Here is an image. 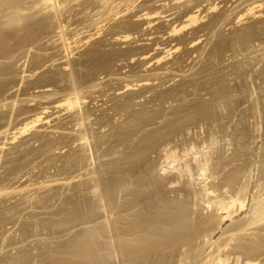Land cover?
<instances>
[{
  "label": "rangeland",
  "instance_id": "1",
  "mask_svg": "<svg viewBox=\"0 0 264 264\" xmlns=\"http://www.w3.org/2000/svg\"><path fill=\"white\" fill-rule=\"evenodd\" d=\"M3 1L0 0V189L2 188L0 190V264H122L119 252H122L121 248L124 244L121 235L125 234L122 232L125 224L128 225L125 231H132V228L134 231V228L140 231L143 238V241L141 237L139 238L140 245L147 242L145 245L149 246L147 249L144 244L142 247L138 245L141 247V249L139 247L140 255H144L140 256L141 258L150 256L151 259L155 251L156 254L158 253L157 256L160 254L162 256L164 245L160 246L161 242H158L161 239L162 242L165 241V246L171 244V248L165 247L167 251L173 250L174 247L176 252V244L185 242L180 240L187 239L189 242L188 238L192 236L196 239V234L202 233V236H198L199 239H193V244L199 240L198 244L196 243L197 248L191 243L194 249L190 246L191 248L187 250L188 253L189 250L190 253L192 252V256L185 253L187 248L185 251L183 249L188 246L182 245L183 248L178 246L183 249L182 253L189 256L188 258H196V262L193 259L195 264H210L215 256L221 254L223 256L219 257L225 258L223 262H226L228 256L231 261L227 259L232 262L227 261L224 264H246L247 261H251L248 260L250 256L245 255L247 252L250 255L249 251H252L251 257L254 256L251 262L254 264L260 261L257 264H262L264 228L261 225L259 228V224L258 227L252 226L261 216L264 217V213L257 214L258 217L254 215L256 218H252L254 206L260 201L251 200L259 197L260 192L263 193L259 199L264 194L262 188L264 186V174H262L264 173V0H49L50 2L20 0L22 3L19 0ZM14 1L16 3L12 5ZM2 2L5 5L8 2V5L5 6ZM19 7L20 12H25L23 15L18 14ZM17 17L21 18H18L20 23ZM60 32L63 35H59ZM65 39L67 44L70 43L68 44L70 48L68 45L63 48ZM67 52L70 53L69 56ZM74 88L78 93L75 92L76 90L72 91ZM72 93L80 96L83 101H80V107H75L74 110L67 105L68 100L74 99ZM85 134L87 141L83 138ZM212 142L216 143V146L212 145ZM204 143L216 148L211 146L206 148ZM182 147L185 153L182 152ZM166 150L175 151V159L184 158L182 161L184 163L188 161L191 169L194 168L197 172L193 169L186 172L188 170L182 164V158L176 159L181 162L182 166L179 167L184 168L180 169L185 174L179 179L181 170L177 169L180 172L178 173L175 169L180 163H173L174 157H170L173 161L170 158L166 159ZM147 156L149 160L147 166L143 161L144 167H141L140 163L143 159L139 158L143 157L146 160ZM206 156L210 161L203 162V165L200 161ZM169 159L172 163H169ZM197 161L201 164L199 165ZM256 162L261 164L258 165ZM132 164H135L136 168L139 165L138 169L148 167L149 169L144 170V174L146 170L149 171L150 173H147L150 179L152 177L154 180L149 179L148 182H151L149 186L146 183V186L150 187L149 190H145L146 186L139 188L141 186L138 184L139 191H137V187L134 188L137 185L134 183L135 179L132 181L128 175L127 180L136 184L131 186L132 182H129L132 189H135V196H132L133 191L124 190L128 187L122 186L125 178L123 175H134L141 184L143 180L147 182L149 177L147 174L146 180H142L145 177L142 169L137 170ZM201 165L206 166L208 171L203 172V169L207 170V168L202 166V169ZM219 165L220 168H217ZM169 166H173L170 167L173 169L170 170ZM127 168L130 172L126 173L128 171L125 170L126 174L122 173ZM133 168L140 176L143 175L142 178L138 177L140 180L135 170L132 171ZM168 172H175L176 178L167 180L169 177L172 179L175 177L173 173L172 176H168L170 174ZM190 172L193 173L192 176ZM209 172H211L210 176ZM221 172H224L225 177ZM186 173L190 176L189 179ZM166 174L168 177H164ZM161 176L167 178L165 179L167 181L165 182ZM159 177L165 182L162 183L161 180L162 185L159 184ZM192 178L196 185H193ZM197 180L199 182H196ZM203 180L204 182H201ZM96 183L99 188L98 194L97 191L93 192ZM210 185L214 187L218 185L219 190L214 187L209 188ZM157 186L160 190H165V194L168 193V197L166 196L168 201L165 200L164 193L161 195L165 198H159L161 196L156 189ZM3 189L6 191L3 192ZM140 189L144 190L140 191ZM205 189H208L206 193L212 189V192L208 193L211 196L209 199ZM153 190L156 191L155 196L159 193L156 196L159 201L154 197L150 198L153 196ZM144 191L146 194L149 192V199L152 201V203L149 201V205L155 207L159 206L158 203L162 205L160 208L156 207L157 211L152 213L155 207L151 206V209L148 204H144L143 208L142 202H137L138 207L142 204V207L136 209L141 215L137 212V218L134 216L128 218L130 212L127 213L125 209H128L131 201ZM257 193L259 195H256ZM147 195H142V198L138 196L137 200L142 199L145 202L144 197ZM229 195L230 197L233 195L239 201L244 200L246 208L244 207L241 213L237 210L239 205L236 203L238 208L231 209L232 216L233 211L235 216L232 217V221L223 219L225 222L220 217L223 216V208H227L234 198L231 197L229 201ZM215 196H218L217 203L214 200ZM124 197L132 199L130 201L128 199L130 204ZM221 198L224 200L223 205L226 203L225 207L219 206L223 203ZM154 200L155 203L158 201L156 205L153 204ZM251 202L255 203L254 206ZM125 203H128V207ZM163 205L168 207L163 208ZM212 205L213 207L216 205V208ZM146 207L151 211H147ZM176 211L179 214L175 213ZM165 212H169L167 214L170 218ZM190 213L197 216L193 217ZM174 215L176 217L179 215L180 218L177 219ZM159 217L161 219L163 217V221ZM212 217L216 218V222ZM246 217L252 218L249 221L253 225L247 222L248 227L251 225L248 229L252 228L251 232L244 230L245 233L250 232V234L241 232L243 226L240 225L248 220ZM221 220L224 222H222L223 226ZM262 220L264 221V218L260 221ZM175 221L179 222L178 225ZM130 223L132 224L129 225ZM108 229L114 232L110 236L115 241L113 244L118 251L116 253L118 260L115 259L117 257L115 253L107 252L109 251L107 249H110V244H107L109 236L105 237L109 233ZM161 230L163 233L166 231L167 235ZM190 231L193 234L196 231L197 233L193 236ZM102 232L105 233L104 236ZM188 234H191L190 237ZM178 235L183 238H177ZM167 237L168 239H164ZM252 237L258 241L254 239L253 246L250 243ZM124 238L126 241L127 238L133 237L125 235ZM146 238L148 239L144 241ZM235 238L238 239L234 240ZM152 240L157 241L156 245H159L156 247L155 242H150ZM204 243L208 244L204 245ZM240 243L243 246H240ZM249 243L251 245H248ZM255 245L259 247L263 245L261 247L263 250L259 247L255 248ZM226 246L233 250L227 247L228 250ZM158 248L163 251L157 250ZM198 248H201L199 252ZM254 250L259 253H255ZM201 251L203 256L200 255ZM173 252L174 250L170 254ZM178 252L173 253L176 254L174 257L182 256L178 255ZM241 253L246 263L242 260L244 258L241 257ZM197 254L200 257H197ZM235 254L242 258L241 262H236ZM186 256L183 255L179 259L182 260ZM176 257V261L173 259L170 264L182 263L177 261L179 259ZM149 258L147 260L150 262ZM188 258L184 260H190ZM192 258L190 261H193ZM194 262L190 263L194 264ZM183 263L185 264V261Z\"/></svg>",
  "mask_w": 264,
  "mask_h": 264
},
{
  "label": "bare ground",
  "instance_id": "2",
  "mask_svg": "<svg viewBox=\"0 0 264 264\" xmlns=\"http://www.w3.org/2000/svg\"><path fill=\"white\" fill-rule=\"evenodd\" d=\"M2 1H3V0H2ZM7 1H8V0H7ZM16 1H17V0H16ZM19 1H20V0H19ZM22 1H23V0H22ZM42 1H43V0H42ZM46 1H47V0H46ZM51 1H52V0H51ZM75 1H76V0H75ZM78 1H79V0H78ZM103 1H104V0H103ZM112 1H113V0H112ZM3 2H5V1H3ZM3 2H2V3H3ZM10 2H11V0H10ZM20 2H21V1H20ZM20 2H18V4H20ZM48 2H50V1L48 0ZM53 2H55V1H53ZM15 3H16V2L14 1V3H12V5L15 4ZM21 3H22V2H21ZM55 3H56V2H55ZM105 3H106V2H105ZM3 4H4V3H3ZM18 4H17V5H18ZM33 4H34V3H33ZM47 4H48V3H47ZM103 4H104V3H103ZM4 5H5V4H4ZM6 5H8V2H7ZM6 5H5V6H6ZM12 5H11V6H12ZM17 5H16V6H17ZM20 5H21V4H20ZM36 5H38V7H39V4H38V3H37ZM45 5H46V3H45ZM56 5H57V4H56ZM62 5H63V4H62ZM9 6H10V5H9ZM16 6H14V7L16 8ZM40 6H41V5H40ZM54 6H55V5H54ZM105 6H107V5H105ZM105 6H104V7H105ZM17 7H18V6H17ZM42 7H43V6H42ZM47 7H48V6H47ZM51 7H53L52 4H51ZM57 7H58V6H57ZM57 7H56V9H58ZM107 7H108V6H107ZM7 8H8V6H7ZM17 9H18V12H20L21 8L19 7V8H17ZM19 9H20V10H19ZM35 9H37L36 6H35ZM50 9H51V8H50ZM53 9H55V8H53ZM59 9H60V8H59ZM100 9H101V8H100ZM27 10H28V9H27ZM48 10H49V9H48ZM102 10H103V9H102ZM111 10H112V9H111ZM8 11H9V10H8ZM16 11H17V10H16ZM22 11H23V10H22ZM25 11H26V10H25ZM46 11H47V10H46ZM54 11H55V10H54ZM44 12H45V11H44ZM109 12H110V11H109ZM15 13H16V12H15ZM24 13H25V12H23V13L20 12V13H18V14H22V15H23ZM110 14H111V13H110ZM53 15H54V14H53ZM106 15H107V14H106ZM19 16H20V15H19ZM148 16H149V15H148ZM20 17H21V16H20ZM20 17H17V18H16V19L18 20L19 23L21 22V21H19V20L21 19ZM104 17H105V16H104ZM107 17H108V16H107ZM18 18H20V19H18ZM25 19H26V18H25ZM103 19H104V18H103ZM23 20H24V19H23ZM23 20H22V21H23ZM14 21H15V20H13V22H14ZM27 21H28V19H27ZM23 22H24V21H23ZM58 22H59V21H58ZM7 23H8V22H7ZM9 23H10V21H9ZM9 23H8V24H9ZM14 23H16V22H14ZM19 23H17V25H18ZM60 23H61V21H60ZM60 23H59V24H60ZM3 24H4V23H3ZM11 24H12V23H11ZM21 24H22V23H21ZM14 25H15V24H14ZM19 25H20V24H19ZM66 25H67V24H66ZM4 26H6V25H4ZM4 26H3V27H4ZM20 26H21V25H20ZM60 26H61V25H60ZM10 27H11V26H10ZM10 27H9V28H10ZM7 28H8V27H7ZM12 28H13V26H12ZM62 28H64V27L62 26ZM15 29H16V28H15ZM15 29H14V30H15ZM18 29H19V28H18ZM59 29L61 30V28H59ZM14 30H13V31H14ZM7 31H8V30H7ZM10 31H11V30H10ZM63 31H64V30H63ZM64 33H65V32H64ZM59 35H63V34H61V32H60ZM64 35H65V34H64ZM8 36H9V35H8ZM64 38H66V37L64 36ZM63 40H64V39H63ZM61 41H62V38H61ZM65 42H66V39H65ZM63 44H64V46L62 45L63 48H64L65 46H67L68 44L70 45V43L67 44V42H66V43L63 42ZM69 45H68V47L70 48ZM31 47H32V46H31ZM65 48H66V47H65ZM67 49H68V48H67ZM67 49H66V51H67ZM64 50H65V49H64ZM30 51H31V50H30ZM30 51H29V52H30ZM66 51H65V52H66ZM68 51H69V50H68ZM66 54L68 55V54H70V53L67 52ZM24 55H25V54H24ZM68 56H69V55H68ZM27 58H28V57H27ZM22 61H23V60H22ZM25 63H26V62H25ZM23 73H24V72H23ZM71 79H72V78H71ZM72 82H73V81H72ZM74 86H75V85H74ZM75 90H76V91H75ZM72 91L77 92V89L74 88V90H72ZM67 93H68V92H67ZM73 93H74V92H73ZM73 93H72V94H73ZM77 93H78V92H77ZM77 93H75V94H77ZM79 93H80V91H79ZM70 94H71V93H70ZM78 95H79V94H78ZM70 96H71V95H70ZM74 96H75L74 94H73V97L71 96V97L74 98V99H72V100H68L69 102L67 101V102H68V104H67L68 107H69L70 109L73 108L72 110H74L75 107H80L79 103H80V101H82L80 96H79L80 99H79V97H78L77 95H76L75 97H74ZM67 97H68V96H67ZM48 98H49V97H48ZM50 98H51V97H50ZM69 99H71V98L69 97ZM66 100H67V99H66ZM45 101H46V100H45ZM82 102H83V101H82ZM81 104H82V103H81ZM78 109H79V108H78ZM45 110H46V109H45ZM79 110H80V109H79ZM70 111H71V110H70ZM130 111H131V110H130ZM12 115H13V114H12ZM81 115H82V114H81ZM82 116H83V115H82ZM36 117H37V116H36ZM40 119H41V118H40ZM80 120H81V119H80ZM82 120H83V119H82ZM28 122H29V121H28ZM32 122H33V121H32ZM34 122H38V121H34ZM34 122H33V123H34ZM33 123H32V124H33ZM79 123H82V122H79ZM85 123H86V122H85ZM85 123H84V124H85ZM23 125H24V124H23ZM29 125H31V124H29ZM33 125H34V124H33ZM36 125H37V123H36ZM82 125H83V123H82ZM7 127H8V126H7ZM23 127H24V126H23ZM78 127H80V125H79ZM78 127H77V129H80V128H78ZM28 128H29V126H28ZM28 128H26V129H28ZM21 129H22V127H21ZM81 129H82V128H81ZM83 129H84V126H83ZM29 130H30V129H29ZM85 130H86V129H84V132H85ZM6 131H7V129H6ZM24 131H25V130H24ZM27 131H28V130H27ZM30 131H31V130H30ZM80 131H81V130H80ZM22 132H23V131H22ZM25 132H26V131H25ZM2 133H3V132H2ZM5 133H6V132H5ZM7 133H8V132H7ZM86 133H87V132H86ZM19 134H21V132H19ZM22 134H23V133H22ZM83 134H84V133H83ZM80 135H81V134H80ZM10 136H11V135H10ZM10 136H9V137H10ZM84 136H85V137H83V138H84V141H85V140L87 141L86 134H85ZM87 136H88V135H87ZM20 137H21V136H20ZM15 138H16V137H15ZM111 138H112V137H111ZM5 140H6V139H4V141H5ZM81 140H82V139H81ZM226 140H227V139H226ZM6 141H7V140H6ZM82 141H83V140H82ZM9 142H10V141H9ZM208 142H209V141H208ZM208 142H207V143H208ZM0 143H1V142H0ZM90 143H91V142H90ZM212 143H213V142H212ZM212 143H210V144H212ZM256 143H257V142H256ZM204 144H205V143H204ZM215 144H216V143H213L212 145H215ZM182 145H183V144H182ZM193 145H194V144H193ZM205 145H206V144H205ZM212 145H209V144H208L209 147L211 146V147L214 148V147L216 146V145H215V146H212ZM188 146H189V145H188ZM206 146H207V145H206ZM206 146H205V147H206ZM208 146H207L206 148H208ZM0 147H1V146H0ZM245 147H246V146H245ZM88 148H89V147L87 146L86 149H88ZM185 148H186V147H185ZM200 148H201V147H200ZM215 148H216V147H215ZM174 149H175V148H174ZM218 149H219V148H218ZM181 150H182L183 153H185V151H183V147H182ZM186 150H187V148H186ZM211 150H212V148H211ZM211 150H208V152L211 151ZM166 151H167V153H165V154H166L165 157L167 156L166 159L175 156V154H174L175 151H174V150H173L174 152H172V151L170 152V151H168V150H166ZM187 151H188L187 153H189V150H187ZM200 151H201V150H200ZM205 151H207V150L205 149ZM182 152H180V155H181ZM191 152H192V151H191ZM214 152H215V150H214ZM199 153H200V152H199ZM202 153H203V152H202ZM210 153H211V152H210ZM210 153H209V154H210ZM212 153H213V152H212ZM176 154L178 155V152H176ZM193 154H194V151H193ZM226 154H227V153H226ZM195 155H197V154L195 153ZM199 155H200V154H199ZM207 155H208V154H207ZM0 156H1V155H0ZM181 156H182V155H181ZM185 156H187V155H185ZM189 156H190V154H189ZM193 156H194V155H193ZM197 156H198V155H197ZM219 156H220V155H219ZM254 156H255V155H254ZM144 157H145V156H144ZM162 157H163V156H162ZM162 157H161V158H162ZM176 157H177V156H176ZM198 157H199V156H198ZM201 157H202V155H201ZM208 157H209V156H208ZM212 157H213V156H212ZM212 157H211V158H212ZM258 157H259V159L261 160L260 155H259ZM258 157H257V158H258ZM262 157H263V156H262ZM138 158H139V157H138ZM180 158H182V157H180ZM180 158L178 157V158H176V159H179V160H180ZM188 158H189V157H188ZM206 158H207V156L204 158L203 161H200V160H199V161L203 164V162H206V161H208V160L210 159V158H209V159L207 160ZM135 159H137V158H135ZM139 159H143V160H141V163H140L141 167H142V166L144 167L143 164H145V165L147 166V161H149V160H147V159H148V156H147L146 160H144L143 157H142V158L140 157ZM163 159H165V158H163ZM166 159H165V162H166ZM170 159H171L172 161H173V159H174L173 163H180V164L177 165L178 167H179L180 165L182 166V164H184L185 169L188 170V171L185 170L186 172H189V169H190V171H191L192 169H193V171H196V170H194V168L191 169V167H190L191 164H189L188 161L186 162V160H185L186 163H184V162L182 161L184 158L181 159V161L183 162L182 164H181V162H180L179 160L177 161V160L175 159V157H174L173 159H172V158H170ZM170 159H169V163H172V161H171ZM195 159H196V158H195ZM199 159H200V157H199ZM255 159H256V158H255ZM263 159H264V158H263ZM137 160H138V159H137ZM151 160H152V159H151ZM192 160H194V159L192 158ZM212 160H213V158H212ZM143 161L146 162V163H143V164H142ZM162 161H163V160H162ZM199 161H197V163H198ZM209 161H210V160H209ZM209 161H208V162H209ZM261 161H262V160H261ZM137 162L139 163V160H138ZM153 162H154V161H153ZM200 162H199V165L201 164ZM211 162H212V161H211ZM263 162H264V161H263ZM130 163H131V162H130ZM138 163H137V164H138ZM169 163H168V164H169ZM190 163H191V162H190ZM213 163H214V161H213ZM243 163H244V162H243ZM254 163H255V162H254ZM256 163H258V162H256ZM124 164H125V162H124ZM124 164H122V165H124ZM127 164H129V163H127ZM127 164H126V165H127ZM135 164H136V163H135ZM135 164H134V165H135ZM137 164H136V165H137ZM168 164H167V165H168ZM194 164H196V163H194ZM260 164H261V162L258 163V165H260ZM126 165H125V166H126ZM130 165H131V164H130ZM130 165H128V166H130ZM134 165L132 164V166H134ZM136 165H135V167H134L135 169H137V170L142 169V168H139V169H138V166H139V165H138L137 168H136ZM149 165H150V164H149ZM149 165H148V166H149ZM161 165L163 166L164 163L161 164ZM172 165H173V164H172ZM203 165H204V164H203ZM203 165H201L200 167L202 168ZM213 165H214V164H213ZM213 165H211V166H213ZM258 165H257V166H258ZM262 165H263V164H262ZM146 166H145V168H143V169L141 170V171L143 172V174H144V170H145V169H149L148 167L146 168ZM195 166H196V165H195ZM197 166H198V165H197ZM216 166H217V165H216ZM254 166H255V165H254ZM263 166H264V165H263ZM122 167H123V166H122ZM139 167H140V166H139ZM170 167H173V166H169L168 168L170 169ZM175 167H176V166H175ZM178 167L175 169L176 171H178L177 169H180V168L184 169L183 167H179V168H178ZM198 167H199V166H198ZM204 167H206V166H203V168H204ZM258 167H259V166H258ZM258 167H257V169H258ZM129 168H130V167H129ZM134 168H133L132 171L135 170ZM203 168H202V169H203ZM206 168H207V167H206ZM214 168H215V167H214ZM217 168H220V165H219ZM253 168H255V167H253ZM261 168H262V166H261ZM122 169H123V168H122ZM172 169H173V168H172ZM172 169H170V170H172ZM125 170L128 171V172H126ZM137 170H135L134 172L137 173V172H138ZM161 170H162V172H163V168H162ZM180 170H181V169H180ZM203 170H204L203 172L208 171V168H207V170H206L205 168H204ZM209 170H210V169H209ZM212 170H213V169H212ZM214 170H215V169H214ZM251 170H252V168H251ZM251 170H250V171H251ZM255 170H256V169H255ZM121 171H122V170H121ZM123 171H124V172H122V173H125V172H126V173H129V172H130V171L128 170V168H127V169H124ZM173 171H174V170H173ZM185 171H184V172H185ZM218 171H219V170H218ZM218 171H217V172H218ZM224 171H225V170H224ZM250 171H249V172H250ZM134 172H131V173H134ZM139 172H140V171H139ZM147 172L150 173L149 171L146 170V174H144V176H145L144 178H142L143 175H141V176H142V177H141L140 174L137 173V175H138L137 178H138V177H139V178H142V180L145 179V178H147V177H146L147 174H148ZM159 172H160V171H159ZM164 172H165V169H164ZM170 172H171V171H170ZM170 172H168V173H170ZM182 172H183V171L181 170V173H182ZM196 172H197V171H196ZM217 172L215 173L216 175H217ZM225 172H226V171H225ZM251 172H253V171H251ZM254 172H255V171H254ZM254 172H253V173H254ZM260 172H261V171H260ZM263 172H264V171H263ZM94 173H95V171H94ZM126 173H125V174H126ZM136 173H135V174H136ZM172 173H173V172H172ZM172 173H170L169 175L166 174V175H164V177H166L167 175H168V176H170V175L172 176L173 174H174V176H175V172H174L173 174H172ZM178 173H180V172L178 171ZM178 173H177V174H178ZM200 173H201V172H200ZM210 173H211V172L208 173L209 176H210ZM221 173H222V172H221ZM223 173H224V172H223ZM223 173H222V175H224V177H225V174H223ZM255 173H256V172H255ZM92 174H93V173H92ZM153 174H154V173H153ZM153 174H151V176H152ZM177 174H176V175H177ZM183 174H184V173H182L181 175L179 174L180 176H178V178L181 177ZM191 174H193V173L190 172V175H191ZM208 174H207V175H208ZM213 174H214V172H213ZM219 174H220V173H219ZM251 174H252V173H251ZM259 174H260V173H259ZM262 174H264V173H262ZM122 175H123V174H122ZM128 175L130 176V179H131V180H132V179H133V180L135 179V180H134V181H135L134 183H136L137 185L134 184V183L132 182L133 180H132V181L130 180V181L132 182V184L130 183L131 186L136 185V186H134V188L137 187L138 184H139V186H141V187H139V188H144L143 186H146V185H147L146 183H148V186L151 185V182H148L149 179H150V175H149V174H148V177H149V178L147 179V182L143 180V181L145 182V184H144V182L142 181V184H144V185L141 184V181H139V182H140V183H139V182L137 181V179L135 178L136 176H134V175H131V174L123 175V176H125V178L122 177V178H124V180H123L124 182H123L122 186L125 185V187H128V188H126V189L124 188V190L129 189V191H131V192L133 191L132 193H134V194H132V193L129 192V194H132V196H133V195L135 196L136 193H135V191H134L135 189L133 190L132 187L129 185V182H130V181L127 180V179H129V178H128V177H129ZM154 175H155V174H154ZM160 175H161V174H160ZM162 175H163V174H162ZM186 175H187V173H186ZM194 175H195V174H194ZM199 175H200V174H199ZM202 175H203V173H202ZM202 175H200V176L202 177ZM248 175H249V174H248ZM96 176H97V175H96ZM127 176H128V177H127ZM131 176H134V177L131 178ZM156 176H157V175H156ZM168 176H167V177H168ZM184 176H185V174H184ZM184 176H182V177H184ZM187 176H188V175H187ZM187 176H186V177H187ZM191 176H192V175H191ZM230 176H231V175H230ZM261 176H262V175H261ZM263 176H264V175H263ZM47 177H48V176H47ZM47 177H46V178H47ZM126 177H127V178H126ZM164 177L161 176V178L165 181V179H167V178H164ZM182 177H181V179H182ZM189 177H190V176H188L187 179H189ZM216 177H217V176H216ZM216 177H213V178H216ZM258 177H260V176L258 175ZM79 178H80V177H79ZM95 178H97V177H95ZM139 178H138V180H140ZM155 178H156V177H155ZM161 178L159 177V181H160L159 184H160V185H162V184H161V180H162ZM174 178H176V176L173 177V179H172L171 177H169V179H167V180H170V179H171V180H174ZM193 178H194V176H193ZM193 178H192V182H193ZM208 178H209V177H208ZM230 178H231V177H230ZM157 179H158V177H157ZM179 179H180V178H179ZM179 179H178V180H179ZM187 179H186V180H187ZM194 179H195V178H194ZM205 179H206V177H205ZM211 179H212V177H211ZM216 179H217V178H216ZM232 179H233V178H232ZM145 180H146V179H145ZM150 180H151V181H154V180L152 179V177H151ZM155 180H156V179H155ZM163 180H162V183L164 182ZM167 180H166V181H167ZM201 180H202V179H201ZM207 180H208V179H207ZM228 180H229V179H228ZM244 180H245V179H244ZM254 180H255V179H254ZM99 181H100V180H99ZM126 181H127V182H126ZM156 181H158V180H156ZM159 181H158V182H159ZM166 181H165V182H166ZM182 181H184V180H182ZM259 181H260V179H259ZM261 181H262V180H261ZM137 182H138V183H137ZM165 182H164V183H165ZM171 182H172V181H171ZM196 182H199V181L197 180ZM201 182H204V180L201 181ZM207 182H208V181H207ZM209 182H210V179H209ZM227 182H228V181H227ZM263 182H264V181H263ZM121 183H122V182H121ZM149 183H150V184H149ZM154 183H155V182H154ZM175 183H176V180H175ZM183 183H184V182H183ZM205 183H206V181H205ZM215 183H216V182H215ZM221 183H224V182H221ZM43 184H44V183H43ZM96 184H97V183H96ZM96 184H95V185H96ZM133 184H134V185H133ZM140 184H141V185H140ZM156 184L158 185L157 182H156ZM170 184H171V183H170ZM181 184H182V182H181ZM190 184H191V183H190ZM194 184H195V183L193 182V185H194ZM207 184H208V183H207ZM209 184H210V183H209ZM261 184H262V183H261ZM263 184H264V183H263ZM32 185H33V184H32ZM99 185H100V184H99ZM126 185H128V186H126ZM177 185H179V182H178ZM177 185H176V187H177ZM195 185H196V184H195ZM202 185H203V184H202ZM218 185H219V184H218ZM218 185H216V187L210 185L209 188H210V187H214V188L217 190V189H218ZM222 185H223V184H222ZM226 185H227V184H226ZM245 185H246V184H245ZM18 186H19V185H18ZM97 186H98V184L95 186V188H94L95 191H93V192L95 193V192L97 191V194H98L99 190H97V189H99V188H98ZM129 186H130V187H129ZM152 186H153V184H152ZM154 186H155V185H154ZM154 186H153V187H154ZM172 186H173V183H172ZM186 186H187V184H186ZM186 186H184V187H186ZM191 186H192V185H191ZM227 186L229 187V185H227ZM96 187H97V188H96ZM146 187H147V186H146ZM146 187H145V188H146ZM180 187H181V186H180ZM188 187H189V186H188ZM223 187H224V186H223ZM68 188H69V187H68ZM154 188H155V187H154ZM209 188H208V189H209ZM214 188H212V189L214 190ZM234 188H235V187H234ZM259 188H261V185L259 186ZM262 188H264V186H263ZM1 189H2V188H1ZM1 189H0V190H1ZM12 189H13V188H12ZM81 189H82V188H81ZM94 189H93V190H94ZM131 189H132V190H131ZM147 189L149 190L150 187H147L145 190H147ZM156 189H157V191L160 193V196H161V197H159L160 199H164L166 196L168 197V193L165 194V192H164L165 190H164V191H163V190H160V187L158 188V186L156 187ZM156 189H155V190H156ZM163 189H164V188H163ZM168 189H169V188H168ZM189 189H190V188H189ZM208 189H205L206 191L204 190L205 193L207 192ZM212 189H210L211 191L209 190L208 193H211V192H212ZM3 190H4V189H3ZM3 190H2V191H3ZM100 190H101V189H100ZM143 190H144V189H143ZM143 190L140 189V191H143ZM181 190H182V189H181ZM185 190H186V189H185ZM216 190H214V191L216 192ZM218 190H219V189H218ZM218 190H217V191H218ZM235 190L237 191L236 188H235ZM2 191H1V192H2ZM5 191H6V190H4L3 192H5ZM9 191H10V190H9ZM120 191H121V190H120ZM127 191H128V190H127ZM137 191H139V190H138V187H137ZM137 191H136V192H137ZM161 191H162V192H161ZM167 191H168V190H166V192H167ZM175 191H176V190H175ZM182 191H183V190H182ZM182 191H181V193H182ZM188 191H189V190H188ZM188 191H187V192H188ZM192 191H195V190H193V188H192ZM192 191H191V192H192ZM204 191H203V192H204ZM224 191H225V190H224ZM224 191H223V192H224ZM233 191H234V190H233ZM258 191H259V189H258ZM261 191H262V190H261ZM101 192H102V191H101ZM122 192H125V191H122ZM144 192H145V193H144ZM144 192H143V194H142V192H141V194H142L143 196H144V195L146 196V195L149 193V192H148V193L146 194V191H144ZM152 192H154V190H153ZM152 192H150V195L152 194ZM155 192H156V191H155ZM155 192L153 193V196H151L150 198H152V197H154V199L158 198V197H156V196L159 195V193L157 192L158 194L155 196ZM172 192H173V191H172ZM177 192H178V191H177ZM177 192H176V193H177ZM189 192H190V191H189ZM226 192H227V191H226ZM238 192H239V191H238ZM238 192H236V194H238ZM137 193H138V192H137ZM163 193L165 194V197L163 196L164 198H163L162 195H161V194H163ZM195 193H196V191H195ZM205 193H204V194H205ZM208 193H206V194H208ZM213 193H214V192H213ZM213 193H212V194H213ZM239 193H240V192H239ZM258 193H259V192H258ZM258 193H257L256 195H259L260 193H261L260 195H262L263 192H260L259 194H258ZM99 194H100V193H99ZM122 194L125 195L124 193H122ZM126 194H127V192H126ZM129 194H128V195H129ZM141 194L138 195L140 198L143 197ZM164 194H163V195H164ZM186 194H187V193H186ZM197 194L199 195V193H197ZM214 194H216V193H214ZM226 194H227V193H226ZM226 194H225V195H226ZM245 194H246V193H245ZM100 195H101V194H100ZM119 195H120V194H119ZM140 195H141L142 197H141ZM178 195H179V194H178ZM180 195H181V194H180ZM184 195H185V194H183V196H184ZM187 195H188V194H187ZM187 195H186V197H187ZM208 195H209V194H208ZM233 195H234V194H233ZM233 195H232L231 197H234V196H235V195H234V196H233ZM238 195H239V194H238ZM238 195H237V196H238ZM240 195H241V194H240ZM240 195H239V196H240ZM260 195H259V197H260ZM120 196H121V195H120ZM126 196H127V195H126ZM129 196L131 197V195H129ZM138 196H136L135 199H133V201H131V202H132L131 204L128 202V199H129V201L132 200V199H131V198L126 199V198L124 197V199H126V201L131 205L128 209H125V207H124V209L128 211L127 213L130 212L129 214H130L131 216L128 215V218H133V216H134V218H137V217H138V216L136 217V214H137V212H138V211H136V209H137V207H138V203H140V201H141L142 204H143V205H142V204H139L140 207L143 206V208H144V207H145L144 204H148L147 206H150L149 208H151V206H152L153 208L155 207V206L152 205V204L149 205L150 203H152L151 199H149V194L147 195L148 198H147V197H144V198H146V200H148V201H147L148 203L146 202V200H145V202H144V200H142V199H141V200H137V199H138ZM188 196H189V195H188ZM201 196H202V195H201ZM204 196H205V195H204ZM227 196H228V195H227ZM244 196H245V195H244ZM246 196H247V194H246ZM8 197H9V196H8ZM96 197H97V196H96ZM98 197H99V196H98ZM121 197H122V196H121ZM121 197H120V198H121ZM127 197H128V196H127ZM167 197L165 198V200H167ZM170 197H171V196H170ZM176 197H177V196H176ZM181 197H182V196H181ZM205 197H206V196H205ZM210 197H211V196L209 195L208 199H209ZM217 197H218V196H215V197H214V198H215L214 200H216V203H217V201H218V200L216 199ZM219 197H220V196H219ZM223 197H224V196H222V198H223ZM229 197H230V195H229ZM231 197L228 199L229 201H231ZM235 197H236V196H235ZM235 197L232 198L233 200L229 203V206H228L227 208L225 207V206H226V203H225V205H223V204H224V202H223L224 200L221 198V199H222L221 201H222L223 203H220V204H222V205L219 204V206H223V207H225V208H223L224 213H223L222 210L220 209V210H221V213H223V216L220 217V219L222 218V220L225 219L226 221H227V219H230V220H231L232 217L235 216V211H233V212H234V213H233L234 215L232 216V210H231V209L235 210V209H237L238 207H239V208H238L237 210H238L239 212L242 213L243 208L246 206V204H245L246 202L243 200L244 198L242 199L243 201H239V200L235 199ZM247 197H248V196H247ZM250 197H251V196H250ZM252 197H253V196H252ZM259 197L257 196V198H254L253 200H251V201H254V200L256 199L254 202H259V201H260L258 204L256 203V206H254V204H255L254 202H253L254 204L251 202V203L253 204V206L255 207V209H253V211H254V210H255V211L252 212L251 216H252V215H253V216H254V215L257 216V214H259V215L261 214V215H262V214L264 213V203H263V202H264V198H263V197H264V194H263V196L260 198L261 200L259 199ZM100 198H101V196H100ZM132 198H133V197H132ZM144 198H143V199H144ZM179 198H180V197H179ZM224 198H225V197H224ZM226 198H228V197H226ZM236 198H237V197H236ZM241 198H242V197H241ZM245 198H246V197H245ZM262 198H263V199H262ZM121 199H122V198H121ZM152 199H153V198H152ZM160 199H159V200H160ZM169 199H170V198H169ZM180 199H181V198H180ZM188 199H190V198H188ZM202 199H203V198H202ZM212 199H213V198H212ZM219 199H220V198H219ZM234 199H235V200H234ZM257 199H259V200L257 201ZM156 200H158V199H156ZM159 200H158V201H159ZM170 200H171V199H170ZM170 200H169V201H170ZM183 200H184V199H182V202H183ZM186 200H187V199H186ZM205 200H206V199H205ZM210 200H211V199H210ZM246 200H247V199H246ZM262 200H263V202H262ZM119 201H120V199H119ZM149 201H151V202L149 203ZM158 201L155 203V200H154V203H153V204L156 205V204L158 203ZM167 201H168V200H167ZM177 201H178V199H177ZM203 201H204V200H203ZM203 201H202V203H203ZM221 201H220V202H221ZM229 201H228V202H229ZM238 201H239V202H238ZM249 201H250V199H249ZM133 202H134V203H133ZM137 202H138V203H137ZM178 202H179V201H178ZM182 202H181V203H182ZM206 202H207V200H206ZM210 202H211V201H210ZM244 202H245V203H244ZM247 202H248V201H247ZM120 203H121V202H120ZM123 203H124V201H123ZM123 203H122V204H123ZM128 203H125V205H127V207H128ZM162 203H164V201H163ZM166 203H167V202H166ZM218 203H219V202H218ZM236 203H237V205H239L238 207H236V206H237ZM97 204H98V203H97ZM158 204H159V206L157 205L156 207L160 208V206H161L162 204H160V203H158ZM169 204H170V202H169ZM179 204H180V203H179ZM184 204H185V202H184ZM208 204L211 205V203H208ZM212 204H213V202H212ZM249 204H250V203H249ZM141 205H142V206H141ZM216 205L218 206V204H216ZM216 205H215V206H216ZM247 205H248V204H247ZM250 205H251V204H250ZM120 206H121V205H120ZM163 206H164V205H163ZM166 206H167V205H166ZM166 206H164L163 208H165ZM178 206H181V205H178ZM186 206H188V205H186ZM194 206H195V205H194ZM215 206H214V207H215ZM251 206H252V205H251ZM118 207H119V206H118ZM140 207H138V208H140ZM156 207H155L154 211H152V213H153V212L155 213V210L157 211ZM167 207H168V206H167ZM183 207H184V206H183ZM212 207H213V205H212ZM214 207H213V208H214ZM98 208H99V207H98ZM102 208H103V207H102ZM119 208H120V207H119ZM146 208L148 209L147 211L150 210L148 207H146ZM169 208H170V206H169ZM181 208H182V207H181ZM193 208H194V207H193ZM195 208H196V207H195ZM215 208H216V207H215ZM220 208H221V207H220ZM245 208H246V207H245ZM245 208H244V209H245ZM248 208H249V207H248ZM103 209H104V208H103ZM151 209H152V208H151ZM186 209H187V208H186ZM186 209H184V210H186ZM211 209H212V208H211ZM251 209H252V208H251ZM105 210H106V209H105ZM105 210L103 211L104 213L106 212ZM116 210H117V209H116ZM122 210H123V209H122ZM122 210H121V211H122ZM161 210H162V209H161ZM164 210H165V209H164ZM174 210H175V209H174ZM179 210H181V209H178V211H179ZM212 210H214V209H212ZM215 210H216V209H215ZM220 210H219V211H220ZM246 210H247V209H246ZM131 211H132L133 213H132ZM141 211H143V210L141 209ZM141 211H140V212H141ZM150 211H151V210H150ZM188 211H189V210H188ZM208 211H209V210H208ZM210 211H211V210H210ZM123 212H124V211H123ZM123 212H122V213H123ZM125 212H126V211H125ZM143 212H144V211H143ZM180 212H183V211H180ZM185 212H186V211H185ZM195 212H197V211H195ZM246 212H247V211H246ZM131 213H132V214H131ZM147 213H148V212H147ZM159 213H160V212H159ZM165 213L167 214V213H169V212H165ZM175 213H177V211H176ZM191 213H192V212H191ZM191 213H190V214H191ZM213 213H214V212H213ZM221 213H220V214H221ZM253 213H254V214H253ZM138 214L141 215V213H139V212H138ZM172 214H174V213H172ZM177 214H179V213H177ZM180 214H182V213H180ZM188 214H189V213H188ZM215 214H216V213H215ZM143 215H144V214H143ZM149 215L151 216V214H149ZM162 215H163V214H162ZM162 215H161V216H162ZM191 215H192V214H191ZM194 215H196V214H194ZM194 215H192V216L195 217ZM237 215H238V212H237L236 216H237ZM122 216H123V215H122ZM150 216H149V218H150ZM153 216H155V215H153ZM158 216H160V215H158ZM174 216H175V215H174ZM178 216H179V215H178ZM178 216H177V217L175 216V217H176L177 219H179L180 217L178 218ZM180 216H181V215H180ZM182 216H183V214H182ZM196 216H197V215H196ZM215 216H216V215H215ZM253 216H252V218H256L255 216H254V217H253ZM263 216H264V215H263ZM125 217H126V216H125ZM141 217H142V216H141ZM144 217H145V216H144ZM144 217H143V218H144ZM155 217H156V216H155ZM155 217H154V219H156ZM164 217H166V216H164ZM167 217H169L168 214H167ZM183 217H184V216H183ZM193 217H192V218H193ZM248 217H249V216H248ZM257 217H258V216H257ZM143 218H142V219H143ZM145 218H147V216H146ZM151 218H152V217H151ZM169 218H170V217H169ZM169 218H167V219L169 220ZM172 218H173V217H172ZM176 218H175V219H176ZM186 218H187V217H186ZM189 218H190V216H189ZM189 218H187V219L189 220ZM212 218H213V217H212ZM217 218H218V216H217ZM246 218H247V217H246ZM252 218L250 217V219H252ZM262 218H264V217L261 216L260 219H258V221L256 220L255 222H254L255 219H253L252 222H254L255 224H256L257 222H259V223H257L256 225H255V224H254V225L251 224V222H250L251 220L247 218L248 220H247V221L245 220V223H246V224H245V223H242V224H244V225H246V226L244 227V225H242V224L240 225V227L243 226V230H242V228H240L239 226H238V227H239L240 230H242L241 232H244V230H246V229H247L246 231H250V230H252V228H251L250 230H248L249 227H251V225H253L252 227H254V226L256 227V226L259 224V225H258L259 228H261V227L264 228V226H262V225H264V221H263V220H262L263 222L260 221ZM142 219H141V220H142ZM159 219H161V218L159 217ZM167 219H166V220H167ZM181 219H183V218L181 217ZM181 219H180L179 222L182 221ZM193 219H195V218H193ZM193 219H192V221L194 222ZM196 219H197V218H196ZM198 219H199V218H198ZM200 219H201V218H200ZM200 219H199V220H200ZM213 219L215 220L216 218L214 217ZM213 219H212V220H213ZM128 220L132 221V219H128ZM128 220H127V221H128ZM139 220H140V218H139ZM161 220L163 221V217H162ZM170 220H171V219H170ZM184 220H185V217H184ZM214 220H213V221H214ZM217 220L220 221L219 219H217ZM222 220H221V225H222V222L225 221V220H223V221H222ZM233 220H234V218H233ZM249 220H250V221H249ZM134 221H135V220H134ZM137 221H138V220H137ZM162 221H161V222H162ZM202 221H203V220H202ZM226 221H225V222H226ZM228 221H229V220H228ZM231 221H232V220H231ZM248 221H249V222H248ZM125 222H126V221H125ZM128 222H129V221H128ZM143 222H144V221H143ZM151 222H153V221H151ZM151 222H150V224H152ZM161 222H160V223H161ZM179 222H177V223H179ZM183 222H184V221H183ZM198 222H199V221H198ZM208 222H209V221H207V223H208ZM215 222H216V220H215ZM247 222L251 224L249 227L247 226ZM121 223H122V222H121ZM133 223H135V222H133ZM155 223H156V222H155ZM158 223H159V222H158ZM173 223H174V222H173ZM177 223H176V221H175V224H177ZM187 223L189 224V221H187ZM194 223H195V222H194ZM200 223H201V222H200ZM200 223H199V224H200ZM209 223H210V222H209ZM211 223H212V222H211ZM223 223H224V222H223ZM260 223H261V224H260ZM106 224L108 225L107 222H106ZM124 224H125V223H124ZM124 224H123V225H124ZM131 224H132V223H130L129 225H131ZM153 224H154V223H153ZM167 224H168V223L166 222V226H167ZM184 224H185V223H184ZM184 224H183V225H184ZM103 225H104V224H103ZM139 225H140V223H139ZM164 225H165V224H164ZM169 225H170V224H169ZM169 225H168V226H169ZM171 225H174V224H171ZM177 225H178V224H177ZM177 225H176V226H177ZM179 225H180L179 227H181V224H179ZM193 225H194V224H193ZM202 225H203V224H202ZM204 225H205V224H204ZM206 225H207V224H206ZM211 225H212V224H211ZM214 225H215V224H214ZM260 225H261V227H260ZM124 226H126L125 229H123ZM124 226H123V228L121 227L122 230H124V231H122V232H125V234L123 233L124 235H123L122 232H121V234H122L121 236H122V240H123L124 244L122 245V244H121L122 242H120V245H122L123 247L121 248L122 252H119V254L121 253V254H120L121 256H119V257H121V259H122V264H170L172 261H174V260L176 261V259H175L176 256L174 257V255H176V254H173V253H177V252L179 251L178 249H180V248H178V246L181 247V248H183L182 245H184V247H185V246H188V247L183 248L184 251H185V249L187 248L186 251H185V253H188L187 250H188L189 248H191L194 244H195V246H193V247L195 248V247H196V243L199 242V240H198L197 242L195 241L196 243L193 244L192 242L194 241L193 239H195L194 237L191 236L192 239H191V238H190V239L188 238V240H189V242H188L187 239H186V240H185V239H182L183 237H180L181 235H180V236L178 235L179 237H177V238L182 239V240H180L181 242H184V241H185V242L182 243V244H180V242L178 241L180 245H179L178 243L176 244V246H175V247L177 248V249H176V252H175L174 247H172L173 250H174V252H173L172 254H170V252H172L173 250L169 249V251H167L168 249L166 250L165 247L167 246V248H171V247H170L171 244H170L169 246H168V244H166V246H165V241L163 240V242H162V241H161L162 239H161V240L158 241V242H159V243H160V242L162 243V244L160 243V246H161V245H164V247H162V248H164V254H168V255H170V256H168V255L165 256V255L161 252L163 255L161 256V254H160V255H159L160 258H157V257H159V256H157L158 253L156 254V251H155V253H153L154 255H153V254L151 255V256H153V257H152L153 259H152V258L150 259V258H149L150 256L147 257V258L150 259V262H149V260H147L146 257H145V258L143 257L144 259L140 257V256H144V255H140V253H139V247H140V246L142 247L143 244H144V246H146L145 243H147V242H145V243L142 242V243H143L142 245L139 244V238L141 237L140 231H137V230H138L137 228H134L135 231L133 230V228H132V231H130V230L125 231L126 229H128V228H127L128 225L125 224ZM134 226H135V225H134ZM137 226H138V225H137ZM147 226H148V225H147ZM147 226H146V227H147ZM160 226L163 227V225H161V224H160ZM176 226H175V227H176ZM208 226H209V225H208ZM222 226H223V225H222ZM258 226H257V227H258ZM35 227H36V226H35ZM105 227H106V226H105ZM148 227H149V226H148ZM169 227H171V226H169ZM179 227H178V229H179ZM184 227H185V226H184ZM247 227H248V228H247ZM108 228L111 229V227H108ZM139 228H140V227H139ZM155 228H156V227H155ZM164 228H165V226H164ZM171 228H173V227H171ZM182 228H183V227H182ZM189 228H190V227H189ZM191 228H192V227H191ZM193 228H194V227H193ZM196 228H197V227H196ZM200 228H202V227H200ZM205 228H206V227H205ZM209 228H210V227H209ZM244 228H245V229H244ZM105 229H106V228H105ZM109 229H108L109 233H107L108 235H107V234L105 235V237H106V236H109V237H108V238H109V243H107V244H110V245H109L110 249H107V250H109V251H107V252H109V254H112V253L114 254V253H115V255H116V253H118V251H116V248H115V246H114L115 244H113V243H115V241H114V240L111 238V236H110V234H111V233H114V232H110ZM119 229H120V228H119ZM119 229H118V231H119ZM136 229H137V230H136ZM140 229H141V228H140ZM145 229H146V228H145ZM151 229H152V228H151ZM160 229H161V228H160ZM160 229H159V230H160ZM174 229H175V228H174ZM180 229H181V228H180ZM183 229H184V228H183ZM207 229H208V228H207ZM207 229H206V230H207ZM224 229H225V228H224ZM233 229H234V228H233ZM235 229L238 230L237 228H235ZM256 229H257V228H256ZM152 230H153V229H152ZM152 230H150V231H152ZM162 230H163V229H162ZM162 230H161V232L163 233L164 230H163V231H162ZM181 230H182V229H181ZM184 230H186V229H184ZM191 230H192V229H191ZM196 230H197V229H196ZM198 230H200V229H198ZM217 230H218V229H217ZM240 230H239V231H240ZM143 231H144V230H143ZM146 231H147V230H146ZM146 231H145V233H146ZM157 231H158V230H157ZM167 231H169V230H167ZM172 231H174V230H172ZM177 231H179V230H177ZM194 231H195V230H194ZM253 231H254V230H253ZM147 232H148V231H147ZM165 232H166V231H165ZM165 232H164V233H165ZM183 232L186 233L185 231H183ZM190 232H191V231H190ZM202 232H203V231H202ZM207 232H208V231H207ZM216 232H218V231H216ZM232 232H233V230H232ZM234 232H235V231H234ZM250 232H251V231H250ZM250 232H248V233L250 234ZM261 232H263V230H262ZM145 233H144V234H145ZM150 233H151V232H150ZM164 233H163V234H164ZM170 233H172V232H170ZM170 233H169V234H170ZM187 233H188V232H187ZM187 233H186V234H187ZM191 233H192V232H191ZM196 233H197V231H196ZM196 233H195V234H196ZM203 233H204V232H203ZM227 233H228V232H227ZM248 233H247V232H246V233L244 232V234H248ZM102 234H103V236H104L105 233L102 232ZM102 234H101V236H102ZM142 234H143V233H142ZM153 234H155V232H154ZM160 234H161V233H160ZM174 234H175V233H174ZM174 234H173V235H174ZM186 234H185V236H187ZM192 234H193V233H192ZM195 234H193V236H195ZM197 234H198V233H197ZM197 234H196V239H195V240L199 239V238H198L199 235L202 236V235H201L202 233H199V235H197ZM211 234H212V233H211ZM214 234H215V233H214ZM255 234H256V233H255ZM111 235H112V234H111ZM117 235H118V234H117ZM119 235H120V234H119ZM125 235L128 236V237H129V236H132L133 238H131V239H130V238H127L126 241H125V240H124V239H125V238H124ZM146 235H147V234H146ZM148 235H149V233H148ZM157 235H158V234H157ZM165 235H167V234L165 233ZM188 235H189V237H190L191 234H188ZM212 235H213V234H212ZM237 235H238V234H237ZM239 235H240V233H239ZM242 235H243V234H242ZM258 235H259V232H258ZM262 235H263V234H262ZM113 236H114V234H113ZM144 236H145V235H144ZM154 236H155V235H154ZM207 236H208V235H207ZM207 236H206V237H207ZM252 236H253V234H252ZM118 237H120V236H118ZM165 237H166V236H165ZM168 237H169V236H168ZM168 237H167V238H164V239H168ZM175 237H176V236H175ZM234 237H237V236H234ZM242 237H243V236H242ZM244 237H245V236H244ZM253 237H255V236H253ZM253 237H252V238H253ZM257 237H258V236H257ZM262 237L264 238V236H262ZM120 238H121V237H120ZM151 238H153V236H152ZM160 238H161V237H160ZM170 238H172V237H170ZM186 238H187V237H186ZM202 238H204V240H206L205 237H202ZM208 238H209V237H208ZM208 238H207V239H208ZM246 238H247V237H246ZM249 238H250V237H249ZM249 238H248V239H249ZM263 238H262V240H263ZM105 239H106V238H105ZM129 239L132 240V243H131V244H130L131 241L129 242ZM141 239H142V241H143V238H142V237H141ZM147 239H148V238L144 239V241L147 240ZM157 239H158V238H157ZM200 239H201V238H200ZM212 239H213V238H212ZM237 239H238V238H237ZM237 239L235 238L234 240H237ZM240 239H241V238H239V240H240ZM244 239H245V238H244ZM248 239H246V240H248ZM254 239H255V238H253V240L250 242V243L252 244V246L254 245V243H252V242L254 241ZM106 240H107V239H106ZM106 240H105V241H106ZM112 240H113L114 242H113ZM149 240H151V239H149ZM169 240H170V239H169ZM169 240H168V241H169ZM173 240H175V238H173ZM173 240H172V241H173ZM190 240H191V241H190ZM204 240H203V241H204ZM255 240H256V239H255ZM119 241H120V240H119ZM175 241H176V240H175ZM175 241H174V242H175ZM203 241H201V242H203ZM241 241H242V240H241ZM249 241H250V240H249ZM249 241H246V242H249ZM150 242H151V243H152V242H155V240H152V241H150ZM150 242H149V243H150ZM156 242H157V241H156ZM156 242H155V245H156ZM176 242H177V241H176ZM231 242H233V241H230V243H231ZM235 242H236V241H235ZM238 242H239V241H238ZM238 242H237V243H238ZM246 242H245V243H246ZM256 242H258V241L256 240ZM259 242H260V241H259ZM263 242H264V241H263ZM118 243H119V242H118ZM166 243H167V242H166ZM170 243H171V241H170ZM191 243H192L193 245H192ZM208 243H209V245L211 246L210 242H208ZM208 243H206V244L204 243V245H207ZM211 243H212V242H211ZM230 243H229V244H230ZM237 243H236V244H237ZM250 243H249L248 245H251ZM104 244H105V242H104ZM129 244L132 245L131 247L134 246L135 248L133 247V248H134V249H133V248L129 247V246H130ZM197 244H198V243H197ZM219 244H220V243H219ZM255 244H256V243H255ZM261 244H262V243H261ZM128 245H129V246H128ZM138 245H140V246L138 247ZM158 245H159V244H157L156 247H157ZM174 245H175V244H174ZM201 245H202V244H201ZM222 245H223V244H222ZM222 245H221V246H222ZM241 245H242V244L240 243V246H241ZM243 245H244V242H243ZM243 245H242V246H243ZM245 245H246V244H245ZM257 245H258V244H257ZM257 245H255V246H256L255 248H258V247H259V246H257ZM259 245H260V244H259ZM263 245H264V244H263ZM263 245H262V246H263ZM107 246H108V245H107ZM107 246H106V248H107ZM144 246H143V248H142L143 251H144ZM147 246H148V244H147ZM147 246H146V248H147ZM153 246H154V244H153ZM172 246H173V245H172ZM190 246H191V247H190ZM197 246H198V245H197ZM216 246H217V245H216ZM231 246H232V245H231ZM237 246H238V245H237ZM240 246H239V247H240ZM262 246H261V247H262ZM109 247H108V248H109ZM120 247H121V246H119V248H120ZM141 247H140V249H141ZM154 247H155V246H154ZM193 247H192V248H193ZM218 247H220V245H218ZM227 247H229V246H226V248H227ZM233 247H234V245H233ZM261 247H259V248H261ZM87 248H88V247H87ZM129 248H131V250H132V249H133V250L131 251ZM148 248H149V246H148ZM148 248H147V249H148ZM194 248H193V249H194ZM196 248H197V247H196ZM210 248H211V247H210ZM229 248L231 249V247H229ZM234 248H235V247H234ZM245 248H246V246H245ZM183 249H182V250L180 249L179 252L183 251ZM198 249H199V248H198ZM198 249H197V251L199 252L201 248H200L199 250H198ZM217 249H218V248H217ZM217 249H216V250H217ZM227 249H228V248H227ZM227 249H226V250H227ZM239 249H241V248H239ZM253 249H254V248H252V250H253ZM261 249H262V248H261ZM117 250H118V249H117ZM119 250H120V249H119ZM157 250H161V249L158 248ZM165 250H166L167 252H166ZM170 250H171V251H170ZM204 250H205V249H203L202 251H204ZM218 250H219V249H218ZM228 250H229V249H228ZM231 250H233V249H231ZM262 250H263V249H262ZM36 251H37V250H36ZM146 251H148V250H146ZM151 251H152V249H151ZM161 251H163V250H161ZM195 251H196V250H195ZM202 251H201V254L199 253L200 255L203 254ZM214 251H215V249H214ZM224 251H225V249H224ZM248 251H249V250H248ZM254 251H255V253H257V252H256L257 250H254ZM149 252H150V251H149ZM158 252H160V251H158ZM165 252H166V253H165ZM168 252H169V253H168ZM179 252H178V255H182V256H183V255H184V256L187 255V254L185 255L184 252H183V253L181 252V254H180ZM206 252H207V251H206ZM216 252H217V251H216ZM216 252H215V253H216ZM222 252H223V251H222ZM239 252H241V251H239ZM242 252H243V250H242ZM245 252H246V251H245ZM251 252H252V251H251ZM251 252L249 251V254H250V255L247 254L248 252L245 254V255L248 256V257L250 256V258H248V257H246V256H245V257L248 258V260L251 259V261H253L252 259L254 258V256H252L253 258L251 257V255H252ZM260 252H261V251H260ZM142 253H143V252H142ZM146 253H147V252H146ZM204 253H205V251H204ZM233 253H234V251H233ZM253 253H254V252H253ZM258 253H259V252H258ZM258 253H257V254H258ZM263 253H264V252H263ZM105 254H106V253H105ZM119 254H118V255H119ZM144 254H145V253H144ZM150 254H151V253H150ZM155 254H156V259H155ZM188 254H189L190 256H192V255H191L192 252L190 253V250H189V253H188ZM241 254H242V253H241ZM241 254H239V255L241 256ZM106 255H107V254H106ZM115 255H114V256H115ZM197 255H198V254H197ZM221 255H222V254H221ZM221 255H218V257L215 256V258H217L218 260H216L215 258H213V259H215L216 262L212 259V260H211L212 262H211L210 264H224V263H227V261L230 260V259H229L230 256H228L227 258H228L229 260L226 258V260H225L226 262H223L225 258H224V259H221V257L223 256V255H222V256H221ZM230 255H231V254H230ZM233 255H234V254H233ZM259 255H260V254H259ZM259 255H258V256H259ZM78 256H79V255H78ZM108 256H109V255H108ZM110 256H112V255H110ZM116 256H117V255H116ZM147 256H148V254H147ZM163 256H164V258H163ZM182 256H180V257H182ZM193 256H194V255H193ZM202 256H203V255H202ZM219 256H221V257H219ZM235 256L237 257L238 255L235 254ZM261 256H262V255H261ZM263 256H264V255H263ZM112 257H113V256H112ZM112 257H111V259H110L111 261H112ZM161 257H162V258H161ZM173 257H174V258H173ZM180 257H176V258L179 259ZM188 257H189V256H186V257H184V258L187 259ZM197 257H200V256L198 255ZM236 257H234L235 260H236V262H237V261H238V262H241V259H242V258H240V257L238 256L237 258H239V259L237 260ZM241 257L244 258V255L242 254ZM255 257L257 258V256H255ZM106 258H107V256H106ZM184 258H183V259L181 258L182 260L179 259V260H177V261H182V263H180V264H184V263H183L184 261H185V264H186V263L189 264L190 262L193 263V262H194L193 259H195V262L197 261L196 258H192V257H190V258H188V259L191 260V258H192L193 261L188 260V261H190V262H188L187 260H184ZM256 258H255V260H256ZM97 259H98V258H97ZM115 259L118 260V256H117ZM173 259H174V260H173ZM198 259H199V258H198ZM263 259H264V258H263ZM152 260H155V261H154V262H151ZM183 260H184V261H183ZM233 260H234V259H233ZM242 260H244V263H246V262H245V260H246L245 258L242 259ZM213 261H214V262H213ZM230 261H231V260H230ZM230 261H229V262H230ZM251 261H247L246 264H253V262H251ZM195 262H194V264H195ZM201 262H202V261H201ZM229 262H228V263H229ZM254 262H255V261H254ZM259 262H260V261H259ZM259 262L257 261V263H259ZM191 263H190V264H191ZM230 263H232V262H230ZM234 263H235V262H234ZM257 263L255 262L254 264H257ZM263 263H264V262H263ZM263 263H262V264H263ZM172 264H174V263H172ZM198 264H199V263H198ZM239 264H240V263H239ZM260 264H261V263H260Z\"/></svg>",
  "mask_w": 264,
  "mask_h": 264
}]
</instances>
